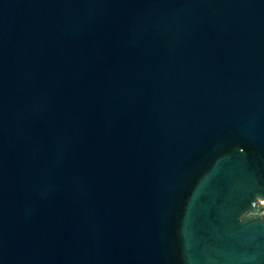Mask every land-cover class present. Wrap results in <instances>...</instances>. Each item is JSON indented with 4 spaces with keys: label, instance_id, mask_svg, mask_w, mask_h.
<instances>
[{
    "label": "water",
    "instance_id": "obj_1",
    "mask_svg": "<svg viewBox=\"0 0 264 264\" xmlns=\"http://www.w3.org/2000/svg\"><path fill=\"white\" fill-rule=\"evenodd\" d=\"M264 0H0V264H264Z\"/></svg>",
    "mask_w": 264,
    "mask_h": 264
},
{
    "label": "rangeland",
    "instance_id": "obj_2",
    "mask_svg": "<svg viewBox=\"0 0 264 264\" xmlns=\"http://www.w3.org/2000/svg\"><path fill=\"white\" fill-rule=\"evenodd\" d=\"M261 215L264 216V212Z\"/></svg>",
    "mask_w": 264,
    "mask_h": 264
}]
</instances>
